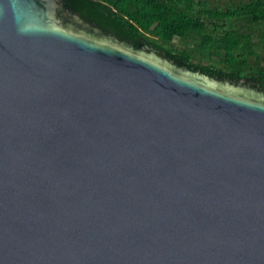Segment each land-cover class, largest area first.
<instances>
[{
	"label": "water",
	"instance_id": "95a60500",
	"mask_svg": "<svg viewBox=\"0 0 264 264\" xmlns=\"http://www.w3.org/2000/svg\"><path fill=\"white\" fill-rule=\"evenodd\" d=\"M0 0V264H264V91Z\"/></svg>",
	"mask_w": 264,
	"mask_h": 264
},
{
	"label": "trees",
	"instance_id": "16d2710c",
	"mask_svg": "<svg viewBox=\"0 0 264 264\" xmlns=\"http://www.w3.org/2000/svg\"><path fill=\"white\" fill-rule=\"evenodd\" d=\"M64 1L118 40L148 45L214 80L245 79L264 91V0Z\"/></svg>",
	"mask_w": 264,
	"mask_h": 264
},
{
	"label": "flooded vegetation",
	"instance_id": "af4514ba",
	"mask_svg": "<svg viewBox=\"0 0 264 264\" xmlns=\"http://www.w3.org/2000/svg\"><path fill=\"white\" fill-rule=\"evenodd\" d=\"M128 43H130V42H128ZM130 44H132V43H130ZM134 47H136V48H143L144 46L142 45V44H137V45H134V44H132ZM145 46H147V45H145Z\"/></svg>",
	"mask_w": 264,
	"mask_h": 264
},
{
	"label": "rangeland",
	"instance_id": "374dc122",
	"mask_svg": "<svg viewBox=\"0 0 264 264\" xmlns=\"http://www.w3.org/2000/svg\"><path fill=\"white\" fill-rule=\"evenodd\" d=\"M177 46H179V45L177 44Z\"/></svg>",
	"mask_w": 264,
	"mask_h": 264
}]
</instances>
